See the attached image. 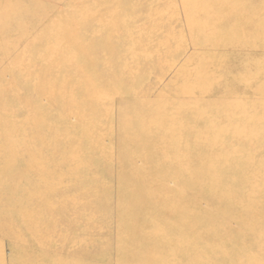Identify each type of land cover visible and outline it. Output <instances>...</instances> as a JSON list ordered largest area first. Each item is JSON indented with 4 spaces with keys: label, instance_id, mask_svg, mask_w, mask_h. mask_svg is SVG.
<instances>
[{
    "label": "rangeland",
    "instance_id": "1",
    "mask_svg": "<svg viewBox=\"0 0 264 264\" xmlns=\"http://www.w3.org/2000/svg\"><path fill=\"white\" fill-rule=\"evenodd\" d=\"M0 18V264L247 257L248 210L196 189L222 159L224 194L264 199V0H0Z\"/></svg>",
    "mask_w": 264,
    "mask_h": 264
},
{
    "label": "bare ground",
    "instance_id": "2",
    "mask_svg": "<svg viewBox=\"0 0 264 264\" xmlns=\"http://www.w3.org/2000/svg\"><path fill=\"white\" fill-rule=\"evenodd\" d=\"M214 1V0H213ZM16 2L17 1H14V6H16ZM222 3V2H221ZM21 5V4H20ZM224 5V3H223ZM214 6V4H213ZM226 6V5H225ZM12 7V9H13ZM11 9V10H12ZM224 9V8H223ZM7 10V8H6ZM226 10V9H224ZM15 11V10H13ZM17 11V10H16ZM5 13L9 14L10 12H6ZM12 14V12H11ZM3 15V14H2ZM2 20V22L4 21V19L0 18V21ZM0 25H1V22H0ZM242 25V24H241ZM253 25H258L257 27L260 28V31L257 32V34H259L261 31L264 30V22H258V23H254ZM18 27V25H17ZM1 34V37L3 36V34L0 32ZM156 51V50H155ZM206 81V80H205ZM160 112L159 111V115H160ZM120 121V120H119ZM124 121V120H123ZM121 122V121H120ZM153 122L156 123V121H154L153 119ZM153 123V124H155ZM262 142V141H261ZM262 144V143H261ZM257 147V146H256ZM259 147V146H258ZM254 149V148H253ZM257 151V150H256ZM254 152V151H253ZM251 154V153H250ZM221 162H223V165L227 164L226 161H223L222 159H218V162H216L214 165H209V168L208 170H206L205 174L202 176V177H205V178H201V181L199 183V185H197V192H198V196L201 195L200 193H203V194H206L205 196L209 195V196H213L214 199L216 200L217 199V204L215 202V209L217 210H230L232 208H239V209H246L245 211L248 210L247 214L242 212L243 215H239L240 217H235V219H237V221L240 223V226L243 228V226H246L245 227V231H246V234L245 236L243 235V240L245 241V244L243 245L245 248L244 250V253L247 257L245 258H242V260L239 262V264H264V250L262 249V246L264 245H261L260 243L262 242L261 241V237L260 238V241H255V240H252L250 239V241H248V235H254V234H259V235H263V231L264 230H261L263 227V225H261V228L258 226V227H255V228H248L249 226V222L250 221H255L254 219L256 218V216H258L259 214H264L263 212H258L259 210H252L253 213H251V211L249 212V210H251V208H254V207H257V206H260L259 208H261V205L263 204L262 208H264V199H259V198H256V194H255V197L254 195H251V196H248L246 198H242V197H236V198H231L229 197V195L224 194L225 191L222 189L226 188L227 186H222L219 182V172L221 170V167L219 165H221ZM220 163V164H219ZM133 170V171H132ZM209 170L213 171L212 172V175H208L209 174ZM132 173H138L137 171H135V169H131ZM204 172V171H203ZM207 178L210 180L209 182L207 181ZM147 184V182H146ZM188 186V185H187ZM193 188L195 189V185L192 183H190V187L188 186V189H183L182 192L184 191L185 195H186V190L189 191L190 188ZM224 187V188H223ZM191 188V189H192ZM259 188L261 190L264 189V183L263 184H260ZM259 190V191H261ZM152 196V195H151ZM183 194L181 195V197H179L177 200H175V203H173L175 205V207L177 208H180V209H184L185 206L188 205V203L186 202L188 200V198H186V196L184 197V199H181L183 198L182 197ZM214 199L213 202H214ZM222 200H228L226 201V203H220ZM167 201V200H166ZM167 202H170V201H167ZM211 204H212V201L210 200ZM172 203V202H171ZM229 216V214H228ZM264 216V215H263ZM198 217V216H197ZM243 217V218H242ZM172 218L174 219H171L172 221L176 220L177 222H180V223H186L188 220V218L186 217H182L181 215H177V216H172ZM214 221L213 223H215V221L217 220V217H210V218H205V217H201V219H198V221L195 220V223L198 227H201V226H204V223L208 224V223H211V221ZM165 221L169 222L170 219H165ZM194 223V224H195ZM188 226V225H187ZM216 229H219L217 227H215ZM186 229V228H184ZM260 229V230H259ZM219 230H222L220 232L217 231V233L215 234L217 236V239L218 240H226V239H234L235 237H233V234L232 231H229V227H220ZM239 232V231H238ZM207 234V233H206ZM210 234V233H208ZM240 236V234L238 233V235L236 237ZM255 236V235H254ZM245 237V239H244ZM258 237V235H257ZM194 240V239H193ZM180 241V240H179ZM192 241V240H191ZM162 242H164L162 240ZM181 242V241H180ZM190 242V241H189ZM194 242V241H193ZM252 242V243H251ZM264 242V241H263ZM195 246H199V247H204V246H208V244L206 243V241H203V240H197L195 241ZM190 244V243H189ZM192 247V246H191ZM205 248V247H204ZM218 249V253H221L222 255H232V251L229 250V249H225V248H217ZM253 249L254 253L251 251ZM237 252H241L242 250V247H237ZM210 251V250H208ZM208 251L206 250V252L208 253ZM252 252L253 254H250L249 253ZM261 252V253H260ZM178 253V252H177ZM255 254V255H254ZM249 255V256H248ZM146 257V260H143L141 263H138V264H157L155 261H159V263H162V257L161 256H157V257H150L149 255V259H148V255H144ZM259 256L260 258H262V261L258 262L257 260H259ZM227 257H230V256H227ZM164 260V259H163ZM167 260V259H166Z\"/></svg>",
    "mask_w": 264,
    "mask_h": 264
}]
</instances>
